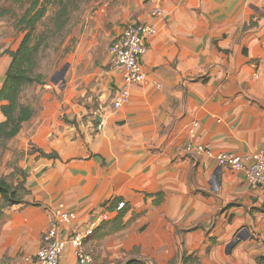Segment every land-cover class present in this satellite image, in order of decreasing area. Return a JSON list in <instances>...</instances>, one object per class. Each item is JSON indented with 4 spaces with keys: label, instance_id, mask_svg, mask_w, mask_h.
Here are the masks:
<instances>
[{
    "label": "crops",
    "instance_id": "1",
    "mask_svg": "<svg viewBox=\"0 0 264 264\" xmlns=\"http://www.w3.org/2000/svg\"><path fill=\"white\" fill-rule=\"evenodd\" d=\"M116 1L115 8L126 2ZM141 2L132 6L135 21L154 24L156 33L142 59L147 79L130 87V102L112 108L123 74L110 69L108 49L95 53L91 38L97 29L86 24L79 44L83 90H77L74 72L64 108L58 107L68 120H77L78 133L69 125L63 132L61 120L45 122L42 112L10 141L0 175L12 171L14 150H24L19 165L28 175L30 194L0 218V264H35L51 225L65 243L59 264H77L73 235L104 211L111 215L110 225L100 223L85 239L93 264L131 258L183 264L185 252L199 264H256L264 255V192L249 186L241 171L187 150L200 144L216 152L264 149V17L257 19L256 33L243 32L251 16L264 13V0ZM156 4L164 11L161 18L151 16ZM123 26L115 28L111 41ZM77 92L83 105L72 101ZM90 98L102 109L96 114L104 121L101 131L82 119ZM4 118L0 110V122ZM70 148L75 152H67ZM42 151L58 156L48 158ZM120 202L127 207L115 228ZM67 212L74 216L63 222L59 214ZM139 236H149L157 247L142 244Z\"/></svg>",
    "mask_w": 264,
    "mask_h": 264
},
{
    "label": "trees",
    "instance_id": "2",
    "mask_svg": "<svg viewBox=\"0 0 264 264\" xmlns=\"http://www.w3.org/2000/svg\"><path fill=\"white\" fill-rule=\"evenodd\" d=\"M7 1L12 4L23 2V0ZM47 1L29 0L28 6L18 20V25L26 33L15 50H4V53L8 54L11 60L0 88V110L5 117L0 122V164L9 149L10 141L21 132L25 123L31 121L37 114L36 102L34 103L33 97L27 94L32 93L31 85L34 83L43 85L46 83L45 75L36 73L38 65L43 58L49 56L50 51L55 52L64 42L66 35L76 24L73 21V15L77 13L79 18L85 11L86 0H55L58 4V9L53 18L52 26L43 31L39 38L34 41L36 27L47 11ZM11 13L10 9H0V16ZM262 16H264V13L251 16L249 22L243 26V32L256 26L257 19ZM244 51L246 54V48ZM95 120L98 124L97 118ZM66 122L75 124V120L66 119ZM30 152H33V150ZM26 153L24 150H14L8 164L12 171L7 175H0V218L4 215L7 207L22 203L25 197L30 194V190L27 187L28 175L19 165L20 160L24 158ZM42 155L48 158L58 156L55 151L51 153L42 151ZM115 207L114 205V209ZM126 207L127 204L119 211L118 218L114 221L115 228L121 226V219L124 216ZM110 222L111 220L106 221L105 224L108 226ZM182 260L183 264H199L197 258L193 255H187L186 252L183 254ZM122 264L150 263L141 258H131ZM169 264H172V262ZM256 264H264V255L257 259Z\"/></svg>",
    "mask_w": 264,
    "mask_h": 264
},
{
    "label": "rangeland",
    "instance_id": "3",
    "mask_svg": "<svg viewBox=\"0 0 264 264\" xmlns=\"http://www.w3.org/2000/svg\"><path fill=\"white\" fill-rule=\"evenodd\" d=\"M28 2L29 0H23L22 3L12 4L7 0L0 1V9H10L12 11L11 14L0 16V82L2 81L4 77L3 74L5 73L10 63L9 55L5 54L4 50H15L26 33V31H24L22 27L18 25V20L20 16L24 13L26 7L28 6ZM146 2L147 0H142L141 5L146 4ZM46 3L47 11L45 16L41 19V21L36 27V30L34 32V41L39 38V35L43 31H46L52 26L53 18L58 9V4L55 0H48ZM134 3L135 0H126V2H124L125 5L122 4L120 8H115L114 5L119 4V2H117L116 0H86L85 11L83 12V14L79 16V18L77 13L73 15V21L76 22V24L73 26L72 30L66 35L64 42L61 44L60 47L57 48L55 52L50 51L49 56L47 58H43L40 64L38 65L36 73H43L45 75L46 83L44 85L34 83L33 85H31L32 93L27 94L28 96L33 97L34 103L36 102L37 114L34 118H39L43 112V115L46 117L45 122L50 119L51 122L53 120H61L63 122V132L65 131L64 126L66 125H69V128L76 127L71 130V132L75 133L76 136V134L78 133L77 120L75 119V124L67 123L66 116L62 114V111L60 109L58 111V107L60 105L61 109L64 108L63 102L67 100V97L69 96L66 91L70 86V83L68 82L69 80H71V76L74 72V79L76 80V83L78 85L77 90H83V45L79 46V44L81 43V38L83 36V27L86 24L87 26L91 24L94 29H97L96 34L93 35L91 38L97 44L95 53H101L105 49H108L109 51L111 41L110 39L115 33V28L123 26L127 21H135V19L137 18L138 14L136 13V11H134V8L132 7L134 6ZM105 5L108 6L107 10H105L100 15L99 11ZM262 21L264 22V19H262ZM258 27L259 24H257V27H253L248 30L247 34L256 33ZM99 44L100 46L98 47ZM74 55L76 56V59H74ZM245 55L247 56L248 52ZM72 59H74L75 61H73ZM75 63L76 65L74 66ZM65 65H68L65 71V75L63 78H60V74L58 73L62 70L63 67H65ZM66 83H68V85ZM77 94L78 92L76 93V95L72 96V101L83 105V97H77ZM86 107L87 115L82 119L83 121L92 122L95 131H98V124L96 123L95 119L97 113H102V109L99 107V102L96 98H90V101L87 102ZM91 107L93 109H91ZM42 132L45 134L46 126L43 127ZM62 136H66L65 133H63ZM31 144L35 145V143L33 142H31ZM56 147L59 150L61 149L62 151L63 147L61 145H56ZM67 152H75V149L70 148L67 150ZM2 165L3 164L1 162L0 166ZM8 169H10V171L12 170V168L9 166ZM241 234L244 235V232L241 231ZM164 239L165 241L169 242V244L172 240L169 235H165ZM138 240L142 244H145L148 247L150 246L153 250L155 249V247H157L156 245H158V243H155L149 236H139ZM169 251L170 253L165 256L166 258H170L171 256L172 250Z\"/></svg>",
    "mask_w": 264,
    "mask_h": 264
},
{
    "label": "built area",
    "instance_id": "4",
    "mask_svg": "<svg viewBox=\"0 0 264 264\" xmlns=\"http://www.w3.org/2000/svg\"><path fill=\"white\" fill-rule=\"evenodd\" d=\"M151 16L161 18L164 11L159 4L153 6ZM156 33V26L152 23L138 21L127 22L121 32L115 36L109 46L110 69L122 71L123 84L113 90L112 108L120 110L131 100L130 87L133 84L144 82L147 72L142 59L149 48V40ZM68 65L62 68L67 69ZM61 70V71H62ZM61 71L58 73L61 76ZM66 71V70H65ZM65 75V74H64ZM158 86H161L158 84ZM104 121L99 122L97 130L101 131ZM195 134L192 135L195 138ZM187 150L195 154H205L216 159L220 167H229L244 174L247 184L264 192V149L249 153L216 152L210 144L188 145ZM126 206L125 202L118 203L116 210L120 211ZM63 222H70L74 213H60ZM111 215L104 211L82 232H76L71 243L77 259V264H93L94 254L85 247V239L94 233V230L102 222L109 221ZM44 244L37 250L34 258L35 264H59L65 243L60 237L56 225L49 226L43 234Z\"/></svg>",
    "mask_w": 264,
    "mask_h": 264
},
{
    "label": "water",
    "instance_id": "5",
    "mask_svg": "<svg viewBox=\"0 0 264 264\" xmlns=\"http://www.w3.org/2000/svg\"><path fill=\"white\" fill-rule=\"evenodd\" d=\"M65 68L61 71V76H64L65 74ZM98 121H102V119L100 117H98ZM84 149V148H83ZM42 211V210H41Z\"/></svg>",
    "mask_w": 264,
    "mask_h": 264
},
{
    "label": "flooded vegetation",
    "instance_id": "6",
    "mask_svg": "<svg viewBox=\"0 0 264 264\" xmlns=\"http://www.w3.org/2000/svg\"><path fill=\"white\" fill-rule=\"evenodd\" d=\"M60 139H58V141H59Z\"/></svg>",
    "mask_w": 264,
    "mask_h": 264
}]
</instances>
